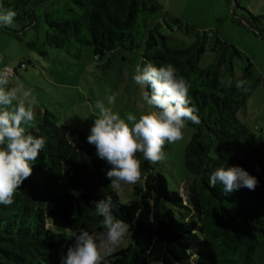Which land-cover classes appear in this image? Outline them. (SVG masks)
<instances>
[{
	"label": "trees",
	"instance_id": "trees-1",
	"mask_svg": "<svg viewBox=\"0 0 264 264\" xmlns=\"http://www.w3.org/2000/svg\"><path fill=\"white\" fill-rule=\"evenodd\" d=\"M41 1L45 0H0V6L16 11L14 21L25 28L33 21L31 10ZM71 2L75 7L70 8V18L57 21L47 13L39 53L46 57L52 48L80 57L91 48L97 59L107 57L110 66L118 53L143 46L141 65L172 64L177 75L190 83L191 103L200 118L199 124L186 122L195 129L185 158L195 177L187 182L183 195L138 154L143 178L126 193L129 200L124 202L119 191L109 186L110 165L87 143L89 133L60 126L56 115L47 110L28 132L44 137L46 147L14 202L0 205V264H61L81 229L95 234L105 231L94 202L107 197L113 202L114 217L128 223L134 235L133 242L106 257L108 263L264 264V136L239 117L262 83L254 64L249 60L244 74L237 77L234 60L244 57L237 46L207 33L185 46L162 31L161 23L149 27L161 8L155 0ZM172 22L188 33L193 30L181 19ZM140 25L147 33L138 37ZM256 30L264 37V28L256 26ZM208 50L216 53V59L203 67ZM242 79L248 81L247 92L235 87ZM231 166L255 176L256 189L226 194L222 185L210 188L211 172ZM50 218L66 222L72 233L48 227Z\"/></svg>",
	"mask_w": 264,
	"mask_h": 264
},
{
	"label": "rangeland",
	"instance_id": "rangeland-1",
	"mask_svg": "<svg viewBox=\"0 0 264 264\" xmlns=\"http://www.w3.org/2000/svg\"><path fill=\"white\" fill-rule=\"evenodd\" d=\"M155 1L161 8L154 14L149 27L161 23L162 31L173 35L185 46L205 33L215 34L222 41L237 46L244 53L243 58L234 60L237 77L244 74L249 60L254 64L262 83L250 95L239 117L254 133L264 136V37L256 30V26L264 28V0ZM72 7L75 5L71 0L41 1L31 10V25L23 28L14 21L10 27H0V71L6 66L15 68L22 62L26 64L10 77L9 87L22 85L24 90L31 92L30 99L34 97L36 119L26 127L27 133L37 127L39 117L47 110L56 115L60 126L78 127L89 133L99 114L95 109L96 102L103 101L108 106L109 96L115 97V103L110 107L122 118L128 113L139 117L148 110L142 101V90L133 80L135 66L142 61L143 46L134 52L118 53L110 66L106 65L107 57L97 59L91 48H86L80 57L52 48L48 49L46 57L39 53L37 46L44 42L47 13L62 21L73 15ZM256 17L259 20L256 21ZM172 18L181 19L193 30L188 33L185 29H178ZM146 33L141 25L138 26V37ZM215 59L216 53L208 50L201 65L206 67ZM194 133L195 129L187 125L183 140L165 146L166 159L152 164L156 171L167 177L169 187L183 195L187 192V182L195 177L188 171L185 161L186 148ZM132 187L125 185L119 191L124 202L129 200L126 193ZM47 225L55 231L72 233L71 227L57 218H50ZM133 240V232L129 231L125 242L115 251ZM105 264L113 263L105 260Z\"/></svg>",
	"mask_w": 264,
	"mask_h": 264
},
{
	"label": "clouds",
	"instance_id": "clouds-1",
	"mask_svg": "<svg viewBox=\"0 0 264 264\" xmlns=\"http://www.w3.org/2000/svg\"><path fill=\"white\" fill-rule=\"evenodd\" d=\"M16 15V11L0 6V27L12 26ZM133 80L142 90V101L148 110L139 117L128 113L122 118L110 107L115 103L114 96L107 98L108 106L98 100L95 109L99 114L87 136V143L95 147L97 157L110 165L106 178L116 191L142 180L138 154L150 164L163 162L165 146L183 140L186 122L200 123L198 109L192 105L189 95L191 85L177 75L172 64H137ZM10 82L9 74L0 71V205L5 206L14 202L17 191L31 177L32 166L46 147L44 137L26 132V127L36 119L34 97L30 99L31 92L22 85L9 87ZM247 84L242 79L236 81L235 87L247 92ZM258 183L255 176L240 166L218 167L208 179L210 188L222 185L226 194L241 188L254 191ZM94 204L103 217L105 231L95 234L81 229L61 264H105L106 257L125 242L129 225L114 217L111 197Z\"/></svg>",
	"mask_w": 264,
	"mask_h": 264
},
{
	"label": "built area",
	"instance_id": "built-area-1",
	"mask_svg": "<svg viewBox=\"0 0 264 264\" xmlns=\"http://www.w3.org/2000/svg\"><path fill=\"white\" fill-rule=\"evenodd\" d=\"M25 67H26V64L24 62H22L21 64H19L15 68L6 66V67L2 68L1 70L4 71V72H7L9 74V76L12 77V76H15V74H17V70L19 68H25Z\"/></svg>",
	"mask_w": 264,
	"mask_h": 264
}]
</instances>
